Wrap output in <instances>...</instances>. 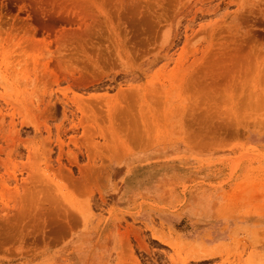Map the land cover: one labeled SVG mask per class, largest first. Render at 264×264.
<instances>
[{
    "label": "rangeland",
    "instance_id": "obj_1",
    "mask_svg": "<svg viewBox=\"0 0 264 264\" xmlns=\"http://www.w3.org/2000/svg\"><path fill=\"white\" fill-rule=\"evenodd\" d=\"M0 264H264V0H0Z\"/></svg>",
    "mask_w": 264,
    "mask_h": 264
}]
</instances>
